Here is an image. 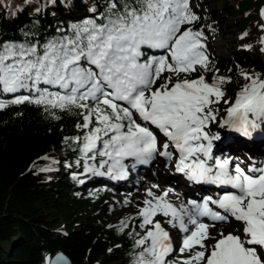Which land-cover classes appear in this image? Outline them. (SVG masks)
I'll return each instance as SVG.
<instances>
[{"label":"snow or ice","instance_id":"6c2138e0","mask_svg":"<svg viewBox=\"0 0 264 264\" xmlns=\"http://www.w3.org/2000/svg\"><path fill=\"white\" fill-rule=\"evenodd\" d=\"M60 2L68 7L72 0ZM85 11L43 40L21 29L22 40L0 41V96H12L0 99V111L30 104L54 119H60L57 111L76 115L80 134L64 142L76 146L75 164L85 174L123 179L129 168L159 156L193 184L232 190L178 205L168 191L147 190L144 206L119 223L123 232L139 221L140 231L130 233L138 249L131 264H264V162L245 170L215 156L221 136L211 130L217 124L251 136L264 126V80L241 73L247 83L232 102L223 88L230 77L206 80L203 73L219 70L207 55L203 28L193 27L201 17L191 0H96ZM198 69L201 74L189 78ZM221 101L230 106L218 120L213 106ZM229 220L239 228L210 235ZM165 224L184 234L178 249Z\"/></svg>","mask_w":264,"mask_h":264},{"label":"trees","instance_id":"16d2710c","mask_svg":"<svg viewBox=\"0 0 264 264\" xmlns=\"http://www.w3.org/2000/svg\"><path fill=\"white\" fill-rule=\"evenodd\" d=\"M15 1L13 13L0 7V41L22 40L21 29L37 33L41 40L56 35L58 27L67 28L88 15L85 9L96 2L72 0L66 7L60 0L55 5L47 0L32 4L30 0ZM203 1L206 5L220 4L209 14L201 10V4L197 6L195 13L201 19L193 27L203 28L206 45L209 37L238 36L232 41L227 59L219 58L207 45V55L219 71L204 73L209 83L214 74L231 78L223 88L224 99L232 102L247 83L241 73L259 75L264 80V0ZM201 71L198 69L189 78ZM229 106L223 101L213 106L219 109L218 120ZM57 115L60 119L30 104L0 111V264H48L60 251L76 264H131L138 249L133 247L130 233L140 231L133 227L139 221L133 220L121 232L119 225L109 224L100 213L86 211L88 206H100L104 201L103 188L94 191L79 186L83 167L75 164L76 146L64 142L65 137L80 134L75 127L79 118L67 112L57 111ZM222 133L226 134L227 129L222 128ZM251 144L246 142L248 150L243 149V153L250 154ZM261 144L264 153V141ZM45 156L49 159L44 160ZM49 166L54 171H40Z\"/></svg>","mask_w":264,"mask_h":264},{"label":"bare ground","instance_id":"6f19581e","mask_svg":"<svg viewBox=\"0 0 264 264\" xmlns=\"http://www.w3.org/2000/svg\"><path fill=\"white\" fill-rule=\"evenodd\" d=\"M234 6L236 7L235 3ZM238 37V36H237ZM213 132H218V130ZM220 133L221 136V140L219 141H215L214 142V149H213V153L215 156L220 157L221 155H225L226 156H232V158H235L237 160V158H239V154L237 151L234 150V143L232 141V139L230 138V136H228L227 134H223L222 133V128H220V131L218 132ZM159 135V134H158ZM264 135V134H263ZM161 140H163V138L161 137ZM260 139L255 140L256 144L253 146V148L250 150V154H249V164L247 165L248 167L251 166L253 163H255L257 166H259L263 161L261 160L260 156L263 154V150H262V144H261V140ZM154 165L151 169H142V172L137 173L136 175H131L130 177H128V179L126 180L125 184H123V186L117 188L118 190L122 191V192H126L127 195L129 194H133L134 196V200H135V206L140 207V206H144L143 205V200L146 199V192L147 190L151 189L155 194L160 191V192H165L168 189L165 187L166 185H173L172 188L175 187V182L172 179V175L170 173V171L174 170V162L173 164H169L167 161H164L163 159H161V157H157L155 160H153ZM237 162V161H236ZM235 162V164H237ZM168 169L170 171H168ZM149 172H155L156 175L153 174H148ZM168 172V173H167ZM179 177H182L183 174L179 173L178 174ZM103 176H95L92 175V177L89 179V183L90 184H95L96 181L98 183V181L102 178ZM173 183V184H172ZM193 184V183H192ZM153 185H157L158 187H153ZM195 186H197L198 188V192H191V191H187L185 189L182 188L181 189H177V187H175V194H177V196H173L174 194L169 192V195L167 197V199L172 202L173 204H178L179 201H182V199L189 197L190 199L193 198V196L196 195V197L198 198H203L207 195L206 191L207 188L194 184ZM143 189V190H142ZM143 191V192H140ZM133 192V193H132ZM159 193V192H158ZM161 193V194H162ZM173 196V199H169V197ZM189 200V199H187ZM206 223H212V222H207ZM236 225H239V222H236L234 220H229L228 224H224V223H217L216 227L219 228H213V229H209L210 235L211 236H216L218 234V232L223 231V232H229L226 230L231 229V231H235L236 229ZM225 226H229L225 227Z\"/></svg>","mask_w":264,"mask_h":264},{"label":"rangeland","instance_id":"374dc122","mask_svg":"<svg viewBox=\"0 0 264 264\" xmlns=\"http://www.w3.org/2000/svg\"><path fill=\"white\" fill-rule=\"evenodd\" d=\"M15 3H17V1L15 0H0V7L7 9L9 13H13L15 12L16 7H17ZM30 3L31 4L38 3V0H30ZM200 3H201V8H203L202 9L203 12L210 11L216 6V5L214 6V3L206 5L204 4L203 0H191V6L194 12H198L199 8L197 6ZM232 4H234L233 1H232ZM216 7L217 9H219L220 4H218ZM235 38H237V35L227 36V38L225 39L223 38L221 39L217 37L215 38L209 37L207 45L219 58L227 59L229 57V52L231 51V48L233 45L232 41ZM205 78L207 81L209 80L208 76L206 75H205ZM211 130H214V131L218 130L219 132L220 128L218 127V125H211ZM241 158H244V157H241ZM241 158L239 160L241 164H244V163L249 164V158L248 159L246 158V161ZM168 171L170 170L168 169ZM153 173L154 175H156L155 172H149L148 174H153ZM91 177H92L91 174H85L83 172V174L78 178L79 186H84V187L86 186V187H89V189L90 188L93 189L94 191H98L103 188L102 193L105 195V198H104V201L100 204V206H96V204L88 206L86 209L87 212L91 214L100 213L101 215L105 217L106 222H108L109 224L119 225L121 219H126L128 217L134 216L138 212V209L143 207V206H140V207L135 206L136 204H135L133 194L127 195L126 192L124 193L113 186H100L99 185L100 181H98V183L96 181L95 184H90L88 181ZM81 181H83V183H81ZM140 192H143V191H140ZM158 192L156 193V195H160L162 193L160 191ZM173 198H174L173 196L169 197V199H173ZM187 199H190V196L182 199V201L187 202ZM180 202L181 201H179V203ZM156 219L162 221L164 218L162 216H157ZM133 227L135 228V226ZM164 227L166 228V230L169 231L170 235L173 238V246L178 249L179 244L184 234L181 233L178 229L171 228L167 224H165ZM219 227H214V228H219ZM225 227L229 228V226H225ZM236 228H239V226L236 225ZM226 231H231V229L226 230ZM225 234H227V232H225ZM205 243L211 244V243H214V240H209V241H206ZM178 256H179L178 251L173 253V257H178Z\"/></svg>","mask_w":264,"mask_h":264},{"label":"water","instance_id":"95a60500","mask_svg":"<svg viewBox=\"0 0 264 264\" xmlns=\"http://www.w3.org/2000/svg\"><path fill=\"white\" fill-rule=\"evenodd\" d=\"M57 257H63V260L60 262V264H76L65 253L61 251L53 255L50 258L48 264H56Z\"/></svg>","mask_w":264,"mask_h":264}]
</instances>
